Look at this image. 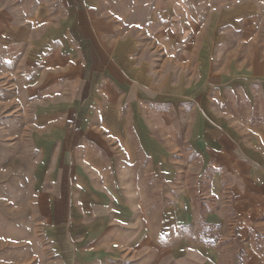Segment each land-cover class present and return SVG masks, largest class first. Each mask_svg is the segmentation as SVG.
<instances>
[{
    "label": "crops",
    "instance_id": "1",
    "mask_svg": "<svg viewBox=\"0 0 264 264\" xmlns=\"http://www.w3.org/2000/svg\"><path fill=\"white\" fill-rule=\"evenodd\" d=\"M16 1L0 0V60L5 67L14 65L17 56L19 65L31 67L32 37L38 36L37 42L45 44L37 54L41 66L77 60L64 75L77 90L79 103L92 97L87 92L96 85L105 91L104 103H111V92L123 87V117L112 108L102 116L111 130L112 123L123 122V170L134 165L143 175L144 153L159 156L148 161L147 170H160L161 163L171 169L175 160L170 156L183 143L196 161L185 168L199 172L198 179L209 172L213 193L220 196L223 186L232 192L234 223L219 211L208 214L204 226L197 223L191 196L178 201L175 195L164 196L171 203L165 215L160 195L131 197L125 193L123 179V264H145L139 263L145 251L152 253L151 264H160L163 242H167V264H264V0H168L166 6L158 0L117 6L68 0L66 14L56 17L50 35L47 25L33 31L28 18L17 20L11 12ZM35 1L46 22L47 0ZM115 11L121 12L120 30H116ZM36 19L40 24L41 13ZM48 43L62 44V50L48 51ZM177 43H183L182 49ZM150 50L164 55L158 70L149 59ZM179 69L185 77L178 74ZM99 73L106 75L104 82L95 77ZM186 73L191 77L186 78ZM121 102L122 98L115 107ZM149 105L153 107L146 115ZM160 106L162 112L157 111ZM182 117L183 139L178 142ZM81 120V115L73 117L75 127L65 131L64 148L77 145V134L84 136L80 142L93 136L90 130L81 133ZM141 132L149 134L148 140L136 136ZM66 154L62 184L52 195H41L40 203L48 205V224L69 232L79 202L84 218L94 219L108 199L77 193L74 175L67 174L72 170L67 160L73 156ZM184 225L192 229V235L185 238V255L177 260L176 231ZM63 239L65 246L74 241L69 235ZM89 242L87 249L64 257L63 264H120L114 257L98 254L100 248L94 240Z\"/></svg>",
    "mask_w": 264,
    "mask_h": 264
},
{
    "label": "rangeland",
    "instance_id": "2",
    "mask_svg": "<svg viewBox=\"0 0 264 264\" xmlns=\"http://www.w3.org/2000/svg\"><path fill=\"white\" fill-rule=\"evenodd\" d=\"M95 1L97 0H85V3L91 4ZM152 1L155 0H98L113 6L123 2L139 5ZM158 1L163 6L168 3V0ZM68 3V0H47L46 22L44 12H39V3L35 0H26V3L17 0L11 12H14L17 20L28 18L33 31L39 29L40 25H47L50 35L53 33L51 29H55L56 17L66 14ZM166 10L165 7L163 11ZM39 13L42 19L40 24L39 19H36ZM114 13L117 20L116 30H120L118 22L121 21V12ZM142 13L146 15L147 11L144 9ZM65 19L63 22L66 25ZM32 38L33 59L30 70L27 66L24 68L23 64L19 65L21 58L18 56L14 65L9 67H5L3 60H0V264H63L64 257L67 258L70 253L76 254L78 249H87L91 240H94L96 248L101 249L96 250L98 254L101 252L104 258L106 255L109 258L114 257L123 264V179L126 182L125 193L131 197L143 195L150 198L160 195L163 198L159 203L161 213L165 215V210L171 203L165 201L164 196L175 195L174 198L178 201L184 195H189L199 225L207 226L206 216L219 211L227 216L231 225L234 223L233 195L230 188L223 186L219 196L211 190L209 172L198 179L199 172L186 169L191 163L194 166L196 161L189 147L184 150L183 143L181 146L177 144L170 156L171 160H175V167L171 169L161 163L162 169L147 170L150 164L148 161L159 156L144 153L141 156V162L144 164L143 175L134 165L123 170V122L112 123L111 125H115L113 130L109 128L110 123L106 125L102 122V116L109 108L123 117V87L111 92V103H104L105 91L96 85L95 90L87 92V95L92 97L88 100L83 98L79 103L77 90L73 88L72 81L68 82L64 75L66 67L77 60L65 59L63 65H56L54 62L41 66L37 54L43 50L45 44L37 42L38 36L33 35ZM66 45L64 44V50L67 49ZM62 46L48 43L47 50H62ZM176 46L181 48L183 43H177ZM149 56L152 63L156 62L154 67L158 70L164 60L163 53H152L150 50ZM26 68L28 70L25 75ZM177 72L185 77L181 69ZM95 77L101 82L107 78L102 73L96 74ZM189 77L191 76L186 73V78ZM112 83L121 86L119 81L114 79ZM175 84H179L177 79ZM121 98V105L115 107ZM178 105L181 110L179 115L182 116L184 104L180 102ZM152 107L148 106L146 115ZM160 107L157 111L162 112L164 108ZM191 107L185 108L186 113H189ZM75 115H81L83 118V121L78 123L81 133L90 130L93 136L85 142H80V137L84 136L77 134V145L64 148L62 138L67 129L75 127ZM179 124L176 139L181 142L183 117ZM148 135L147 132H141L136 136L148 140ZM96 142L98 144H95ZM139 148L140 146L137 150ZM67 152L73 156L67 160L72 163V170H67V174L74 175L77 193L85 192V195L108 199L101 215L94 219L84 218L83 212L79 210L82 203L79 202L78 212L75 213L69 232L48 224V205L45 202L40 203L41 195H52L62 184L60 180L65 156L68 157ZM208 230L207 227L203 232ZM65 235L74 239L71 245H63ZM191 235L192 229L186 225L180 226L176 231L177 260L184 257V240ZM166 243L161 244L160 264H167ZM235 256L239 258L240 252ZM141 261L151 264L152 253L143 252V259L139 260V263Z\"/></svg>",
    "mask_w": 264,
    "mask_h": 264
}]
</instances>
